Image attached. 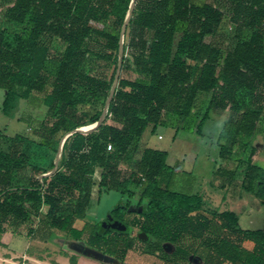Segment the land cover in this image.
I'll use <instances>...</instances> for the list:
<instances>
[{"label":"trees","instance_id":"16d2710c","mask_svg":"<svg viewBox=\"0 0 264 264\" xmlns=\"http://www.w3.org/2000/svg\"><path fill=\"white\" fill-rule=\"evenodd\" d=\"M130 3L14 0L7 8L5 20L24 28L11 33L0 26V88L6 91L2 112L16 117L21 100L41 94L47 111L37 133L45 140L39 143L45 154L49 149L57 152V146L49 145L56 135L101 119L104 104L99 103L110 95L113 78L93 75L86 66L90 57L118 60L120 32ZM226 15L236 25L238 40L223 51L208 38L215 37ZM179 25L184 29L176 43ZM52 38L65 43L56 57L55 74L47 69ZM126 39L124 50L131 51L136 68L149 81L119 77L105 121L95 131L67 138L64 159L55 173L40 178L54 168V160L46 168L32 163L24 151L28 138L12 137L0 129V139L10 143L9 150L0 148V232L6 225L20 226L36 218L46 230L57 229L81 240L88 225L78 229L75 222L87 217L95 190L99 195L113 190L121 193L125 203L111 211V226L95 223L87 238L91 247L104 254L124 260L135 241L131 229L138 227L174 244L173 258L183 264H189L199 248L203 249L201 264H264V229L242 228L239 215L229 209H215L212 216L202 212L206 205L202 195L176 191L170 182L159 179L167 168L168 151L140 150L146 129L152 125L155 132L164 115L176 116V130L183 128L202 93L211 95L196 133L202 134L212 110H228L226 123L235 135H254L264 105V0L203 4L136 0ZM225 150L221 145L223 159ZM253 152L247 161L245 189L261 199L264 176L251 173L258 169L252 163ZM135 158L132 172L125 175L121 164ZM236 170L217 173L234 178ZM143 181L146 186L138 202L143 210L129 221L128 208L136 196L129 184L140 187ZM247 240L254 242L253 249L244 246ZM71 261L77 264L76 257Z\"/></svg>","mask_w":264,"mask_h":264},{"label":"rangeland","instance_id":"374dc122","mask_svg":"<svg viewBox=\"0 0 264 264\" xmlns=\"http://www.w3.org/2000/svg\"><path fill=\"white\" fill-rule=\"evenodd\" d=\"M14 0H0V26L8 27L11 33L20 32L24 26L12 25L5 20V13L7 8L12 5ZM197 4H203L205 2H212L213 0H193ZM111 31L113 30L111 25L107 27ZM184 26L179 25L178 32L176 34L175 42L177 43L182 36V30ZM122 31V29H121ZM121 35V32H120ZM245 36V35H244ZM238 40L236 25L231 22L228 15H226L220 25V28L213 38H208V41L220 46L223 51L232 49ZM126 32L124 36V45L126 44ZM51 47V58L47 64V69L50 73L55 74L58 63L56 57L61 54L65 48V43L59 38H52L49 40ZM123 56L127 57V62L123 63L120 60V53L116 62H106L104 60L90 57L87 62L86 69L93 75L107 78L113 83L117 76L124 77L139 82H148L149 77L138 71L134 64V58L130 50L123 49ZM5 91L0 88V129H4L9 136L24 135L28 138L27 146L24 151L29 154V160L32 163L47 167L49 160H58V167L64 159L63 150L58 152L60 143L64 136L68 133H60L56 135L49 145L51 148L57 146V152L49 149L48 154H45L44 148L39 143L44 142L43 136L39 131V122H41L47 111V108L42 104V95L33 93L30 99L21 100L20 110L16 117H8L2 112V102L4 99ZM211 94L202 93L199 95L195 108L191 115L183 124V128L176 130L178 124V118L176 116L164 115L162 123L157 127L155 132L152 131V125L148 127L145 133V137H148L150 145L157 147L158 149L167 150L169 152V163L174 166L177 173L174 175L171 187L175 190L182 192H189L190 186L196 182L198 185L202 182L203 177L208 178L212 175L213 160H222L219 158V149L221 145L226 147L224 160H229L227 168L237 169L233 182V188L231 194L223 195L226 197L224 201L227 207L231 206L236 208L241 216V226L243 228L251 227L246 215L244 207H256L259 202L262 204L264 200V188L262 190V198H256L251 192L245 189L247 177L245 176L247 171V161L252 154V163L255 164L258 169L251 171V173H259L264 176V105L263 116L261 121L257 124V130L252 136L235 135L233 129L227 125L226 121L230 112L227 111H213L210 118L204 125L203 130H206V135L198 134L195 132V126L201 119ZM108 98H102L99 106L104 104V109L107 107ZM109 108V106H108ZM103 109V110H104ZM108 111V109H107ZM108 123L115 124L111 119ZM96 124H89L83 129L85 134L95 131ZM158 135H162V139L158 138ZM34 140V142L32 141ZM33 142L32 145L30 143ZM10 143L4 139H0V148L3 150H9ZM135 159L125 161L121 164V169L125 175H129L135 166ZM49 170L40 175V178L44 174H48ZM99 174V173H98ZM97 174V178H98ZM49 176V175H48ZM146 182L140 187H136L133 183L129 184L131 190H134L136 194H140L145 188ZM242 196H238L239 193ZM125 199L121 193L117 191L103 192L99 195L97 189L95 190L94 199L86 219L88 221H101L108 218L107 227L111 224V211L118 205H123ZM263 205V204H262ZM212 204L208 202L202 209V212L212 216L214 209L211 208ZM264 206V205H263ZM138 208V207H137ZM223 204L220 209H223ZM263 209V208H262ZM46 208H44V211ZM139 211H130L126 216L127 220H132ZM103 224V223H102ZM93 223L87 226L84 237L81 240H74L69 237L65 232L57 229L49 228L46 230L42 224L36 218L29 220L28 222L20 225H6L5 231L12 233H20L27 235L28 232H34V238L38 240L40 252L43 255L56 256L60 255L69 256L75 255L77 258L80 255L90 257L95 262L82 261L81 264H183L180 259L173 258V252L176 246L172 243L159 241L156 238L151 237L147 233L140 230L138 227L131 229V236L135 238L134 245L127 251L124 260H118L107 254H98L88 244L87 238L91 233ZM50 237V238H48ZM48 238V239H46ZM33 248H37L36 245ZM172 257L173 259H168ZM203 258V249L199 248L197 255L189 261V264H201ZM77 260V259H76ZM71 261V260H70ZM71 264V262H69Z\"/></svg>","mask_w":264,"mask_h":264},{"label":"crops","instance_id":"0c3cea01","mask_svg":"<svg viewBox=\"0 0 264 264\" xmlns=\"http://www.w3.org/2000/svg\"><path fill=\"white\" fill-rule=\"evenodd\" d=\"M5 91V90H4ZM6 94V91H5ZM4 94V97H5ZM4 100V99H3ZM3 103V102H2ZM216 110H212L211 113ZM219 111V110H217ZM222 112V111H219ZM210 113V116H211ZM150 127V126H149ZM153 128V127H152ZM148 128L146 129V131ZM141 139L140 142V150H142L145 147H153L150 145V141L148 137H145V133ZM202 133L206 135V130H203ZM160 135H158L159 138ZM162 136V135H161ZM163 138V137H162ZM159 138V139H162ZM158 149V148H157ZM163 150V149H162ZM220 150V149H219ZM169 153V152H168ZM169 158V155H168ZM219 158L222 160H213V169H212V175L211 177L202 179V182L198 185L196 182L194 185H191L189 192H182L187 194H200L204 197L206 204L210 202L212 204V209H219V210H232L235 211L241 220L240 213L236 208L234 207H227L226 202L224 201V198L226 197V194H231L233 188V182L232 180L234 178L227 177L223 174H218V170H225L227 169V163L229 160H224L220 157V151H219ZM230 169V168H229ZM177 173V170L174 166H172L169 163V160L167 159V168L162 172V175L160 176V180L162 183L170 182L172 184L174 175ZM97 177V176H96ZM99 177V174H98ZM175 190V189H174ZM178 191V190H176ZM142 192V191H141ZM223 192H226L225 196L223 195ZM95 194V192H94ZM141 194V193H140ZM140 194H136V196L131 200V206L132 210L130 211H137L139 207L138 202L140 198ZM254 195V194H253ZM238 196H242V193L240 192ZM255 196V195H254ZM256 197V196H255ZM257 198V197H256ZM94 199V195H93ZM93 203V200H92ZM223 204L224 208L220 209L221 205ZM226 204V205H224ZM92 206V204H91ZM44 208L47 209L45 206ZM91 208V207H90ZM263 208V209H262ZM90 210V209H89ZM245 210V217H247L249 223L251 224V227H247L245 229H264V206L259 202V205L256 207L246 206L244 207ZM46 211V210H45ZM128 211V213L130 212ZM111 216V214H110ZM112 218V216H111ZM108 218L102 219L101 221H88L85 219H78L75 222V227L78 229L84 228L86 225H89L91 223H104L103 221H107ZM240 222V221H239ZM241 226V222H240ZM242 227V226H241ZM243 228V227H242ZM38 240L34 238L31 235H25L20 233H12V232H0V264H71V257H76L73 254H70L69 256L66 255H60L59 258L56 256H51L49 254L43 255L40 252ZM36 245L39 249H34L33 246ZM244 246L248 249H253L254 242L247 240L244 242ZM93 248V247H91ZM93 250L97 251V253L103 254L102 251H99L95 248ZM114 258V257H113ZM77 264H81L82 261H89V262H95L92 258L87 257L85 255H80V257H76Z\"/></svg>","mask_w":264,"mask_h":264},{"label":"water","instance_id":"95a60500","mask_svg":"<svg viewBox=\"0 0 264 264\" xmlns=\"http://www.w3.org/2000/svg\"><path fill=\"white\" fill-rule=\"evenodd\" d=\"M135 2L136 0H131V3H130V7H129V10L127 12V15H126V18H125V21H124V24L122 26V31H121V35H120V50H119V53H120V60L122 61L123 60V44H124V36H125V32H126V29H127V25L129 24V21L131 19V16H132V13H133V10L135 8ZM118 80H119V76H117L115 82L113 83V86H112V89H111V92H110V95L108 96V100H107V107L103 110V113H102V116H101V119L97 122V126L94 127V129H97L101 124H103V122L105 121L106 119V114H107V109H108V106L110 104V101L113 97V94H114V91H115V88L118 84ZM76 132H81V133H84V131L80 130V127L68 132L64 138L62 139L61 143H60V146H59V149H58V152L61 150H63V146H64V143L65 141L67 140V138L69 136H71L72 134L76 133ZM57 152V154H58ZM58 169V160H55V166L54 168L52 169V171H50L48 174H44V176H48V175H51L53 173L56 172V170ZM132 210V206H130L128 208V211ZM143 210V206H139L138 207V210L139 212H141ZM103 227H107V223H103L102 224ZM111 226V224H110ZM114 226V225H113ZM100 254V253H98Z\"/></svg>","mask_w":264,"mask_h":264},{"label":"built area","instance_id":"2783aa9c","mask_svg":"<svg viewBox=\"0 0 264 264\" xmlns=\"http://www.w3.org/2000/svg\"><path fill=\"white\" fill-rule=\"evenodd\" d=\"M159 138H162V136L160 135ZM108 149L111 150V149H112V146L109 145V146H108Z\"/></svg>","mask_w":264,"mask_h":264},{"label":"bare ground","instance_id":"6f19581e","mask_svg":"<svg viewBox=\"0 0 264 264\" xmlns=\"http://www.w3.org/2000/svg\"><path fill=\"white\" fill-rule=\"evenodd\" d=\"M98 124V123H97ZM80 130H82V129H80Z\"/></svg>","mask_w":264,"mask_h":264}]
</instances>
